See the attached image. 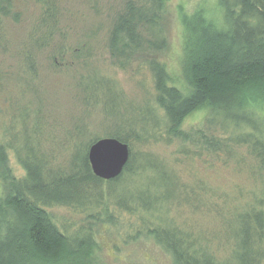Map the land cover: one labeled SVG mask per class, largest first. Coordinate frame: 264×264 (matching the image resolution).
<instances>
[{
  "label": "trees",
  "instance_id": "obj_1",
  "mask_svg": "<svg viewBox=\"0 0 264 264\" xmlns=\"http://www.w3.org/2000/svg\"><path fill=\"white\" fill-rule=\"evenodd\" d=\"M31 1L38 12L14 47L18 81L26 89L38 74L42 52L48 50L53 66L69 56L86 60L93 54L90 42L67 43L65 0ZM167 1L123 0L115 10L106 47L119 67L127 51L143 44L153 50L167 46L161 22ZM215 1L218 16L199 8L180 14L179 77L154 59L134 67V74L141 75V68L149 72L136 77L145 93L139 102L127 98L112 74L91 67L79 76L81 102L99 109L108 123L104 136L78 124L58 140L45 133L39 114L25 107L4 128L0 264L74 261L95 245L91 220L118 225L121 238L151 236L175 264H264V0ZM9 6L0 0L3 52L11 46L5 24ZM198 109L205 110L204 126L181 130L184 118ZM102 137L129 148L123 170L109 180L93 174L87 156ZM153 145L174 146V152L165 156ZM10 154L21 171L8 164ZM228 163L245 167L253 186L213 184L210 171ZM54 207L79 211L83 224L59 225Z\"/></svg>",
  "mask_w": 264,
  "mask_h": 264
},
{
  "label": "rangeland",
  "instance_id": "obj_2",
  "mask_svg": "<svg viewBox=\"0 0 264 264\" xmlns=\"http://www.w3.org/2000/svg\"><path fill=\"white\" fill-rule=\"evenodd\" d=\"M4 1L10 5L5 24L11 46L6 52L0 50V68L3 75V85L0 88V138L4 128L12 122L15 123L13 120L24 107L29 109L32 115L37 112L45 123V133L51 132L58 140L63 139L65 133L78 124L87 126L89 133L104 136L107 133L108 123L99 109L86 107L81 102L76 87L79 76L85 74L91 67L112 74L127 98L139 102L145 97V93L138 86L136 79L149 72L141 68L139 73L141 75L134 74V67H138V64L154 59L163 65L174 79L181 75L179 56L183 30L180 14H189L199 8L207 15H219L215 0H168L161 21L167 37V46L162 50H153L143 44L138 50L127 51L125 56L121 57L123 63L119 67V61L109 56L106 40L110 20L123 0H65L62 10L63 31L67 34V43L73 46L82 40L90 42L93 54L86 60L72 59L69 56L63 64L53 66L48 58V50L42 52L39 55L38 74L26 89L27 87L18 81L14 47L16 43L23 41L27 29L38 12V7L31 0ZM261 115L264 118V110ZM205 116L204 109L191 112L182 121L180 129L189 131L193 128H202L205 124ZM18 126L21 147L23 127L20 120ZM38 141L37 132L33 135V144L37 145ZM51 148L50 144H45V149L51 151ZM151 148L170 157L174 152V146L153 145ZM60 158L57 156V161L62 162ZM8 164L15 171H21L11 154ZM181 167L187 170L185 165ZM199 167L201 172L206 173L201 164ZM209 174L213 184L241 186L245 189L254 184L245 167L235 166L232 163L225 166L218 165ZM51 214L59 225L68 224L69 229L83 224L84 215L79 211L54 207L51 208ZM90 222L96 234L95 245L90 246L74 261L63 264H175L172 258L155 244L151 236H140L136 239L121 238L122 231L118 225L98 220Z\"/></svg>",
  "mask_w": 264,
  "mask_h": 264
},
{
  "label": "water",
  "instance_id": "obj_3",
  "mask_svg": "<svg viewBox=\"0 0 264 264\" xmlns=\"http://www.w3.org/2000/svg\"><path fill=\"white\" fill-rule=\"evenodd\" d=\"M87 156L93 174L109 180L123 170L129 158V148L116 138L102 137L89 147Z\"/></svg>",
  "mask_w": 264,
  "mask_h": 264
}]
</instances>
